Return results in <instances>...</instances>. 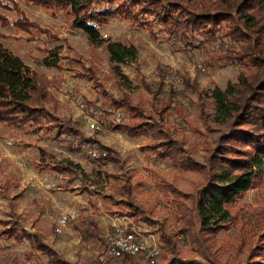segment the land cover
Segmentation results:
<instances>
[{"label":"rangeland","instance_id":"1","mask_svg":"<svg viewBox=\"0 0 264 264\" xmlns=\"http://www.w3.org/2000/svg\"><path fill=\"white\" fill-rule=\"evenodd\" d=\"M109 1L94 0L92 7ZM147 16L139 23L118 15L99 27L106 40L137 47V60L120 65L126 77L120 78L107 43L93 45L74 28L69 6L57 0H0V41L36 73L37 111L0 122V264H142L143 257L107 254L121 216L153 235L161 252V238L171 239L173 256L211 264L189 235L198 231L195 202L207 178L206 157L225 127L213 122L210 98L208 118H202L197 92L224 90L257 66L235 61L239 46L222 30L212 41L196 36L188 46L160 29L154 15ZM56 52L58 66L44 65ZM127 105L138 106L144 119L181 142L184 151L161 158L145 149L162 139L160 128L135 136L115 127L113 112L123 114L121 124L130 119ZM166 106L161 117L157 108ZM92 120L102 129L90 130ZM76 135L96 140L112 158L92 160L70 143ZM182 156L187 165H176ZM72 210L78 221L58 235V218ZM233 212L236 223L206 239L209 258L241 264L249 249L258 248L254 260L264 264V175ZM90 219L97 222L95 229L90 226L95 235L83 239L78 229L87 228ZM40 242L57 256L39 249Z\"/></svg>","mask_w":264,"mask_h":264},{"label":"trees","instance_id":"2","mask_svg":"<svg viewBox=\"0 0 264 264\" xmlns=\"http://www.w3.org/2000/svg\"><path fill=\"white\" fill-rule=\"evenodd\" d=\"M57 2L71 8L75 15L74 28L83 31L91 44L107 43L111 62L120 78H126L120 65L137 60V47L106 40L99 31L106 20L118 15L141 23V17L152 14L159 28L163 27L170 36L180 38L188 46L196 36L212 41L217 31L222 30L239 46L235 61L244 65L249 61L257 66L249 74H241L237 83L229 84L224 90L215 87L206 94L197 92L202 118H208L205 101L210 98L214 103L213 122L225 128L214 147L208 151L207 178L198 189L195 202L198 231L189 236L200 242L194 249L205 257L206 262L221 264L209 258L206 239L214 240L218 233L228 231L236 223L237 215L233 210L237 208L238 200L253 189L264 175V41L260 40V36H264V0H110L109 4L98 9L92 7L94 0ZM117 2L120 4L115 6ZM43 4L50 5L52 2ZM59 62L57 52L43 59L47 67H57ZM40 99H43L42 95ZM35 101L36 73L0 41V122H9L20 115L36 111ZM127 109L130 119L124 124H114L115 127H123L135 136L160 128L162 139L145 146L146 150L161 158L184 151L181 142L169 136L162 127L153 124L152 119H144L138 106L127 105ZM168 109L167 106L162 110L157 108L158 113L155 112L163 117ZM62 129L57 132L60 133ZM92 142L102 151L99 160L112 158L110 149L101 146L96 140ZM186 159L182 156L180 162L175 163L187 165ZM121 194L124 195V192ZM189 223H186L187 229L190 228ZM90 226L95 229L97 222L90 219L87 228H77L83 239L95 235ZM160 241L162 252L154 263L149 264H207L197 259H179L173 256L176 249L171 239L161 238ZM39 249L52 257L57 256L54 249L41 242ZM258 252V248L249 249L245 262L241 264H263L254 260ZM130 260L135 261L136 258Z\"/></svg>","mask_w":264,"mask_h":264},{"label":"built area","instance_id":"3","mask_svg":"<svg viewBox=\"0 0 264 264\" xmlns=\"http://www.w3.org/2000/svg\"><path fill=\"white\" fill-rule=\"evenodd\" d=\"M87 118H92L87 116ZM113 122L120 123L123 119L121 112H113ZM89 129L92 131L101 130L99 122L92 120L89 123ZM71 144L80 151L87 154L92 160L99 161L102 151L96 143L88 140H82L73 136ZM117 217L113 224V232L110 237V245L107 248V254L116 259H132L143 257L142 264L154 263L161 254L159 244L153 235L145 234L142 230L133 225L126 216ZM79 218L75 210L69 211L58 218L55 232L57 234L65 233L72 223Z\"/></svg>","mask_w":264,"mask_h":264},{"label":"crops","instance_id":"4","mask_svg":"<svg viewBox=\"0 0 264 264\" xmlns=\"http://www.w3.org/2000/svg\"><path fill=\"white\" fill-rule=\"evenodd\" d=\"M77 137H79L78 135H76ZM72 138H74L73 136H72ZM72 138H70V143H71V139ZM79 138H81V137H79ZM73 146V145H72ZM74 147V146H73ZM75 223V222H74ZM69 229V228H68ZM68 229H66V231L68 230ZM59 235V234H58Z\"/></svg>","mask_w":264,"mask_h":264}]
</instances>
